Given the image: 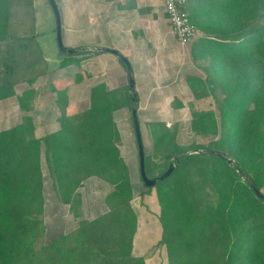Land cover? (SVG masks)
Wrapping results in <instances>:
<instances>
[{
    "label": "trees",
    "instance_id": "1",
    "mask_svg": "<svg viewBox=\"0 0 264 264\" xmlns=\"http://www.w3.org/2000/svg\"><path fill=\"white\" fill-rule=\"evenodd\" d=\"M20 4L27 7L31 0H0V46L7 44L0 102L16 95L20 75L38 63L29 56L41 54L35 38L10 32L13 9ZM187 11L200 33L192 60L208 62L203 76H188L189 88L197 100L209 90L222 97L218 114H199L190 127L214 139L185 148L177 129H166L165 148L171 153L165 161L157 164L146 155L147 175L148 168L157 171L152 179L168 170L175 155L202 153L181 157L167 179L141 193L156 190L165 264H264V201L251 186L263 192L264 0H190ZM69 60L66 56L61 66ZM34 80L18 101L25 112L22 121L0 130V264H147L133 255L138 216L116 122L117 111L138 109L139 101L131 100L129 85L108 90L97 84L88 109L38 137L29 114L37 97ZM59 104L63 110L67 103ZM206 152L227 155L239 171ZM45 168L60 202L78 221L75 230L51 241L44 220ZM90 178L113 188L105 197L108 211L94 219L80 212V190Z\"/></svg>",
    "mask_w": 264,
    "mask_h": 264
},
{
    "label": "rangeland",
    "instance_id": "2",
    "mask_svg": "<svg viewBox=\"0 0 264 264\" xmlns=\"http://www.w3.org/2000/svg\"><path fill=\"white\" fill-rule=\"evenodd\" d=\"M55 1L60 13L63 43L67 46L65 35L69 9L65 0ZM69 8L74 10L73 6ZM10 32L17 37L35 38L41 48V54L37 56L28 54L31 59H35L38 63L20 75V83L15 87L16 95L0 102V130L16 126L22 121L25 113L20 109L18 101L22 92L30 87V78L35 79L33 88L37 87L38 89L35 108L38 113L42 111L41 117L38 113L36 115L37 124L40 126L37 129L38 136L52 132L60 123L57 119L59 116L57 105L59 101L68 99L66 90L70 92L69 99L71 102L77 97L80 100V96L83 101H89L91 85L99 84L102 76L107 77L110 82L109 86L115 88L122 85V82L128 84L127 72L124 69L125 65L118 57L113 56L114 54L108 53V58H104V62L93 65L76 58L78 55L84 54L83 52L78 55H65L60 51L57 42V18L49 0H31V5L29 4L27 7L26 5H17L13 9ZM77 36V41H79V35ZM199 36L200 33H197L192 43L183 46L185 53L189 52L192 44ZM6 45V43H3L0 46V63L2 57L6 55ZM16 51L21 55L26 53L21 47H16ZM66 56L70 59V64L62 67V62ZM187 59H189L188 56ZM187 59L182 63L187 69L190 68V71H187L185 75L199 73L203 76V69L208 65V62L204 60L193 61L194 63L190 64L191 61ZM90 74L92 78L88 81L89 85L79 82L82 76L86 77ZM54 88L65 91L60 93L56 90L53 93ZM175 89L176 87L167 89L170 92L168 94H173L172 92ZM180 89L181 94L176 99H184V105H187V107L181 111L179 117H159L158 113L152 109L138 113L145 153L157 164L163 163L171 153V150L165 148L166 129L169 131L177 129V141L185 148L195 143L207 144L211 139H214L211 136L205 137L194 133L190 125L193 118L204 112L214 111L218 114V103L222 99L221 95L209 90L205 102L197 103L187 87L184 90L181 86ZM170 99H173V97ZM116 120L121 133L120 148L130 168L135 196L133 207L138 216L133 255L145 259L147 264H165L167 262L166 251L161 245L163 229L158 219L160 211L158 197L155 189H152L146 195L141 193L148 187L144 185L140 176L138 149L130 110L118 111ZM49 121L54 124L48 128L44 123ZM34 125L36 124L34 123ZM155 175H157V171L148 168V177L152 179ZM45 178L46 205L44 220L47 227L46 240L51 241L62 234H68L75 230L77 222L74 214L69 211V207L61 204L58 193L53 186V180L46 168ZM85 188L84 193H82L83 202L80 208L82 217L93 219L105 214L108 211L105 197L109 192V186L99 179L93 178L86 183Z\"/></svg>",
    "mask_w": 264,
    "mask_h": 264
},
{
    "label": "crops",
    "instance_id": "3",
    "mask_svg": "<svg viewBox=\"0 0 264 264\" xmlns=\"http://www.w3.org/2000/svg\"><path fill=\"white\" fill-rule=\"evenodd\" d=\"M65 1L69 9L65 35L67 47L116 50L126 57L131 62L134 70L136 89H138V113L152 109L154 112L158 113L159 117H179L181 111L187 107V105H184V99H176L181 94V86L184 90L185 87H187L192 97L195 99L187 83V78L190 75L200 74L191 73L185 75L187 71H190V68L187 69L185 65L182 64L186 61L187 56L189 58L187 60L191 61L189 63H194L190 53L191 49L188 53H185L183 45L178 43L165 12L164 0ZM70 6H73L74 10H70ZM77 35H79V41H77ZM108 53L113 55L110 52H88L78 55L76 58L94 65L95 63L99 64L102 61L104 62V58H108ZM185 54L187 55L185 56ZM124 69L126 70V68ZM90 78H92L91 74L86 77L82 76L79 82L89 85L88 81ZM109 83L107 77L102 76L100 78L99 84L105 85L108 90H114L126 85L128 86V84L122 82V85L115 88L109 86ZM95 85L97 84L91 85V90ZM171 87H176V89L172 92L173 94L170 95L167 89ZM34 88L38 93L37 87ZM56 90L58 92L61 90L64 91L63 89L54 88L53 93ZM66 92L68 99L65 101L67 103L65 109L62 110L59 102L57 105L59 110L57 119L59 121L65 117H70L85 111L90 106V99L89 101H83L81 96L80 100L77 99V97L71 102L69 99L70 92H68V90H66ZM23 93L24 92H22V94ZM171 97H173V99H170ZM205 98L200 100L195 99V102H205ZM174 100L176 101L174 102ZM35 103H37V97ZM35 103L29 114L33 117V121L36 124L35 128L37 133V129L40 126L37 124L36 115L39 114L41 117L42 111L39 113L37 112ZM122 110L126 111L127 109L125 108ZM44 124L49 128L52 127L54 123L49 121ZM58 126L59 124L54 130H56ZM91 179L93 178L85 182L80 193H84L86 183ZM108 186L111 189H109V194L113 188L110 185ZM76 222L77 228L78 221Z\"/></svg>",
    "mask_w": 264,
    "mask_h": 264
},
{
    "label": "water",
    "instance_id": "4",
    "mask_svg": "<svg viewBox=\"0 0 264 264\" xmlns=\"http://www.w3.org/2000/svg\"><path fill=\"white\" fill-rule=\"evenodd\" d=\"M54 13L57 18V42H58V47L60 51L65 54V55H78L82 52H110L114 54L116 57H118L123 64L125 65L126 72H127V77H128V85H129V92L131 94V100L134 102L135 105L138 104V94L136 91V83H135V77H134V70L132 67V64L130 61L124 57L120 52L116 50H110V49H103V48H89V47H83V48H70L64 45L63 43V37H62V29H61V19H60V13L58 10V6L56 4L55 0H49ZM131 114H132V121H133V127H134V132H135V137H136V143H137V149H138V156H139V169H140V176L148 188L155 187L159 182L164 181L167 179L175 170V168L180 164L181 162V157H187L190 155L202 153L200 150H194L190 151L187 153H183L181 155H175L174 159L170 162V166L168 170L154 179H150L147 175L146 172V153H145V146H144V141H143V135H142V130H141V125H140V120L138 117V109L136 107H133L131 109ZM208 155H216L224 160H226L229 164L234 165L237 171H239L238 167L235 164V161L232 160L230 157H228L225 154L222 153H217V152H206ZM177 159V161H175ZM252 189L256 193L257 197L264 201V193L259 190L256 186V184L252 183Z\"/></svg>",
    "mask_w": 264,
    "mask_h": 264
},
{
    "label": "built area",
    "instance_id": "5",
    "mask_svg": "<svg viewBox=\"0 0 264 264\" xmlns=\"http://www.w3.org/2000/svg\"><path fill=\"white\" fill-rule=\"evenodd\" d=\"M190 0H164V8L172 31L181 45L192 43L197 31L189 19L187 5Z\"/></svg>",
    "mask_w": 264,
    "mask_h": 264
}]
</instances>
